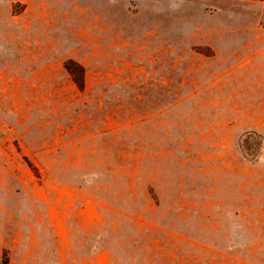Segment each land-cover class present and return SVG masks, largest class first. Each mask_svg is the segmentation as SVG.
<instances>
[{
	"label": "rangeland",
	"instance_id": "374dc122",
	"mask_svg": "<svg viewBox=\"0 0 264 264\" xmlns=\"http://www.w3.org/2000/svg\"><path fill=\"white\" fill-rule=\"evenodd\" d=\"M123 212L144 264H264V0H0V264H111Z\"/></svg>",
	"mask_w": 264,
	"mask_h": 264
},
{
	"label": "trees",
	"instance_id": "16d2710c",
	"mask_svg": "<svg viewBox=\"0 0 264 264\" xmlns=\"http://www.w3.org/2000/svg\"><path fill=\"white\" fill-rule=\"evenodd\" d=\"M126 225L127 229H132V234L128 235L126 230H118L117 225L120 222ZM132 218L126 213H114V218L104 221L103 225H95L92 233L96 236L98 234H105L99 242H95L91 254L96 251L107 250L111 258V264H120V258L127 261L128 264H144L147 263L148 257L146 252L141 249L142 241L144 237L141 230L133 225ZM96 243V244H95ZM127 250H130L127 251Z\"/></svg>",
	"mask_w": 264,
	"mask_h": 264
}]
</instances>
